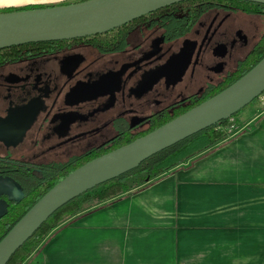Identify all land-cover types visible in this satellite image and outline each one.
Listing matches in <instances>:
<instances>
[{
  "label": "flooded vegetation",
  "instance_id": "flooded-vegetation-1",
  "mask_svg": "<svg viewBox=\"0 0 264 264\" xmlns=\"http://www.w3.org/2000/svg\"><path fill=\"white\" fill-rule=\"evenodd\" d=\"M181 6L0 62V175L109 148L223 86L264 31L251 40L255 22L233 14H264L221 3L189 21Z\"/></svg>",
  "mask_w": 264,
  "mask_h": 264
},
{
  "label": "crops",
  "instance_id": "crops-1",
  "mask_svg": "<svg viewBox=\"0 0 264 264\" xmlns=\"http://www.w3.org/2000/svg\"><path fill=\"white\" fill-rule=\"evenodd\" d=\"M69 1L0 0V9ZM253 121L72 217L40 245L42 264H264V111Z\"/></svg>",
  "mask_w": 264,
  "mask_h": 264
},
{
  "label": "water",
  "instance_id": "water-1",
  "mask_svg": "<svg viewBox=\"0 0 264 264\" xmlns=\"http://www.w3.org/2000/svg\"><path fill=\"white\" fill-rule=\"evenodd\" d=\"M183 0H78L0 11V48L27 42L105 33L160 7ZM264 3V0H249ZM264 90V55L220 91L136 138L95 156L48 188L0 239V264L61 205L116 177L150 155L228 117ZM4 133L0 138L6 140ZM19 137V136H18ZM17 137V138H18ZM23 197L21 185L0 175V218L8 200Z\"/></svg>",
  "mask_w": 264,
  "mask_h": 264
},
{
  "label": "trees",
  "instance_id": "trees-1",
  "mask_svg": "<svg viewBox=\"0 0 264 264\" xmlns=\"http://www.w3.org/2000/svg\"><path fill=\"white\" fill-rule=\"evenodd\" d=\"M78 0H71L69 2H74ZM221 3L230 5L239 10L245 11L247 13H258L264 14V3L249 1V0H183L164 7H160L154 11L144 14L134 20H140L145 17H149L155 14L158 10L164 8H169L173 5L183 4L181 6L182 10L177 9L180 12H186L183 17L187 20H194L200 12H202L206 7L213 5H219ZM53 4H27L18 7H8L0 9V11L13 10V9H24L32 7H40ZM177 14V13H176ZM175 16L172 15V21H174ZM122 24L115 27L105 33H99L96 35H105L109 33H115L117 28L126 25ZM65 40H47V41H37V42H27L17 45H10L7 47L0 48V62L16 58L19 54L18 52L23 51H48L51 46L50 44L56 41ZM264 55V31L258 37L257 41L254 43L252 48L247 52L245 57L240 61L241 69L236 71L233 75L229 76L224 82L223 86L213 90L208 96L199 99L194 104L187 106L174 114H165L159 119L155 120L152 125L146 130L135 133L132 136L122 138V140H117L109 148L103 145L97 148L87 151L81 155L74 156L71 159L63 162L61 164H46L42 168L33 169L29 167L16 168L12 170L11 173L5 174L16 180L22 187L23 197L19 201L8 200L7 211L0 218V239L5 235V233L11 228V226L23 215V213L55 182L61 179L65 174H67L72 169L76 168L83 162L98 156L110 149H113L123 143H126L137 136H140L149 130L161 125L162 123L170 120L174 116L184 112L191 106L201 102L202 100L210 97L216 92L220 91L249 69L257 60ZM258 96L253 98L248 104L244 105L236 112L232 113L228 117L220 120L219 122L212 124L152 155L141 161L136 167L117 175L111 179H108L91 189L81 193L80 195L70 199L59 208H57L40 226L39 228L29 237L10 257L6 264H42L40 260L38 251L42 242L49 237L56 229L61 227L64 223L70 220L72 217L79 213H82L88 209H91L98 204H101L107 200H114L118 197L135 191L142 185L154 180L156 177L163 176L170 171H172L177 166H180L186 161L192 160L194 157L204 153L206 150L223 140V138L236 132L224 124L229 117L235 119L238 114L249 106H256L259 104ZM239 122L243 119L240 117ZM254 124V121L247 124L244 129H249ZM239 126V125H238ZM238 130V131H239Z\"/></svg>",
  "mask_w": 264,
  "mask_h": 264
},
{
  "label": "rangeland",
  "instance_id": "rangeland-1",
  "mask_svg": "<svg viewBox=\"0 0 264 264\" xmlns=\"http://www.w3.org/2000/svg\"><path fill=\"white\" fill-rule=\"evenodd\" d=\"M233 16L235 17H241V18H245V19H250L252 21L255 22L256 24V29L253 33V35L250 37L251 40H255L257 38V36L261 33V31L264 29V15L260 16V15H256V17L253 16H248L246 14L240 13V12H236L233 14ZM188 78H185L184 81L178 85V88L182 87L183 84L186 82ZM197 85H193L192 88H195ZM192 90V89H190ZM258 101V99H257ZM260 101V102H259ZM259 104L256 106H247L246 108H244L239 114L238 117H245L246 119H243V122H239L237 120H235L236 118H238L237 116L235 117L234 122H232V120H227L226 123L224 124L226 127H229L230 124L234 123L236 124V128H233V130L235 131V129L238 131L239 129L244 128L247 124H249L248 122L246 123L247 120H249L252 116L259 114V112L264 111V102H262V100H259ZM252 107V108H251ZM251 121V120H250ZM249 121V122H250ZM239 125V126H238ZM76 150H82V149H75ZM69 152L64 153L63 155L60 156L61 160H65L68 157Z\"/></svg>",
  "mask_w": 264,
  "mask_h": 264
},
{
  "label": "built area",
  "instance_id": "built-area-1",
  "mask_svg": "<svg viewBox=\"0 0 264 264\" xmlns=\"http://www.w3.org/2000/svg\"><path fill=\"white\" fill-rule=\"evenodd\" d=\"M258 98H259V100H262V102H264V90L262 91V93H260L258 95ZM228 120H232V122H234L232 117H229ZM229 128H231V129L236 128V124H234V123L230 124Z\"/></svg>",
  "mask_w": 264,
  "mask_h": 264
}]
</instances>
